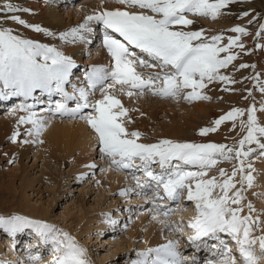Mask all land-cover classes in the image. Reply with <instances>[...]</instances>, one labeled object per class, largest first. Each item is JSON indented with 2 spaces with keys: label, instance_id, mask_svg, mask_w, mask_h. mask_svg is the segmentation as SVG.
I'll return each mask as SVG.
<instances>
[{
  "label": "snow or ice",
  "instance_id": "snow-or-ice-1",
  "mask_svg": "<svg viewBox=\"0 0 264 264\" xmlns=\"http://www.w3.org/2000/svg\"><path fill=\"white\" fill-rule=\"evenodd\" d=\"M120 4L140 11L127 10L103 11L95 16L87 17L88 21L101 22L105 28L104 46L112 57V66L109 69L93 68L87 76L89 87L93 90L100 86L102 98L90 102L89 91L86 88H74L70 95L65 90L72 70L75 67L72 57L58 51L55 47L37 43L14 33L10 27L0 26V98L22 96L25 99L32 97L40 90L49 95H60L61 101L53 102L46 111L60 114L82 113L83 109L92 111L81 115L97 134L100 150L118 168H131L138 159L146 175L156 183L157 193L162 187L166 197L178 200L187 193V200L194 202L196 216L189 226L196 235L190 237L195 242L202 237L212 236L220 239L219 234L230 236L238 246L241 257L240 264H259L264 258V235L253 236V231L259 226L258 218L253 217L254 206L247 205L248 215H241L244 211L243 191L253 185L254 176L245 170V158L251 149L245 150L246 145L258 144L264 149V126L257 120L255 105L244 110L235 108L214 121V126L203 128L200 135L204 136L215 132L226 121L236 120L247 115V119L240 120V126L246 130V135L239 140L238 146L224 144H196L178 143L171 140H161L155 144L138 143L139 132H129L125 127L124 118L128 117V109L112 90L120 86V91L129 97L143 95L145 92L163 98H174L187 94L189 101L207 100L208 96L201 91L214 80L231 81V78L222 75L220 70L226 68L237 57L232 53L233 46L243 48L239 37L230 38L224 45L223 37L204 36L203 31H186L185 27L193 23L187 19L185 13H192L203 17L216 19L221 10L234 0H118ZM30 9L20 8L12 0H3L0 3V14H8L10 20L20 26L31 28L36 32H45L46 29L31 25L19 13L30 12ZM151 14H148V13ZM245 15H248L245 13ZM175 26H181L176 30ZM264 32V25L261 26ZM110 30V31H109ZM87 23L73 28L70 32L61 35L67 40L86 41L83 32H91ZM232 31L247 35V30L236 27ZM138 49L139 53L134 51ZM221 53H225L223 57ZM158 67L161 71L147 77L138 72L137 68ZM241 68L248 65H241ZM258 80V78H256ZM259 91L264 93V84L258 82ZM4 89L8 91L5 92ZM77 101L75 108H69L66 101ZM24 110H31L30 105H21ZM260 111L264 112V108ZM20 123L31 124L28 135L35 133L39 136L45 127V120L37 117L35 112L21 117ZM17 133L12 137L15 141ZM238 161L229 174L220 169L217 176L208 177L209 171L219 161ZM175 162V163H173ZM157 163L163 169L162 174H154L150 165ZM186 166H193L199 171L185 170ZM251 168V165H247ZM242 174L241 188H237V176ZM140 184V181H137ZM143 188L145 185L140 184ZM150 187V185H149ZM126 195V193H121ZM167 215V213H162ZM157 219V216H153ZM115 223V221H112ZM0 228L15 235L25 228H32L46 243L51 242L58 253L54 264H90L87 252L69 233L48 223L31 220L24 216H0ZM223 244L224 242L221 241ZM258 244L261 255L255 253ZM178 243L169 241L147 253L148 257L155 253L151 264H181L180 254L177 251ZM227 255L222 264H238L232 256L231 249L224 245ZM39 260V257L36 258ZM136 264H149L147 259L139 260ZM211 264V262H210Z\"/></svg>",
  "mask_w": 264,
  "mask_h": 264
},
{
  "label": "rangeland",
  "instance_id": "rangeland-1",
  "mask_svg": "<svg viewBox=\"0 0 264 264\" xmlns=\"http://www.w3.org/2000/svg\"><path fill=\"white\" fill-rule=\"evenodd\" d=\"M2 2L3 0H0V3ZM12 2L20 8L31 10L30 12L19 13V15L28 21L29 24L40 26L41 28L52 33L50 26L46 25L45 19L41 14L42 9L44 10L43 6L45 7V3L41 2V0H12ZM97 2H106L114 8L116 5H118L120 10H127L130 12L140 11L138 8H132L120 4L118 0H73L71 5L67 3L65 4L66 7L63 9L62 7H59V9H61L60 13H62L63 17L68 13V11H73L71 17L66 18L67 23L69 24V22L74 23L79 20L80 7L83 5L96 6L95 4ZM245 13L248 15H245ZM148 14L151 13L149 12ZM7 15L8 14H0V26L12 28L15 34H18L23 38L31 39L37 43L46 44L49 47L56 48L57 42L54 41L53 33L52 35H47L45 32H36L31 28L20 26L10 20H7ZM185 16L187 19L193 21L191 25L184 28L186 31H203L204 36L209 39L212 36L220 35L223 37L221 43L224 45L229 42L230 38H240L239 42L243 44L244 47L240 48L238 46H233L232 53H234L237 58L226 68L220 70L222 75L230 77L231 81L234 82L220 80L206 82L207 86L202 89V91L205 92L201 94L208 96L209 99L207 100L201 99L189 101L183 94L178 97L179 99H176V97H174L175 99L163 98L152 95L148 92H145L143 95H133L132 97L125 95V98L130 100V102L127 103L124 101V98L120 100L124 107L128 109V117L124 118L125 121H130L125 123L127 130L129 132L141 133V136L137 141L138 143L155 144L165 139L180 143L179 141L182 140V138L174 137L175 139H172L173 137L168 136L167 132L170 131L171 125L175 119L182 115L185 118H188V115L186 114L187 112L184 109V104H187L188 106H192L195 102H197V105L200 103H204L206 105L212 104L215 105L219 110L224 109L221 112H224L228 109L231 111L233 104L230 105L228 103L229 100L226 98L229 95H238L242 97L243 102L245 101L243 104L244 110H247L251 106L255 105L257 108L258 123L260 126H264L262 116L260 115V109L264 105V93H261L259 91V87L257 86L258 82L264 84V32H262L261 29V26L264 25V0H234L233 3L221 10V14L216 19H212L210 16L203 17L199 15H193L192 13H185ZM88 22L90 23V21ZM175 27L176 30H178L181 26ZM236 27L245 28L249 34L242 35L232 31ZM103 28L104 25L99 23V30H102ZM96 31H91V38L94 37V39L98 40L105 34V29H103L102 31H99V34H97L96 37L94 36ZM98 44L99 41L95 42L93 40L89 41L88 45L89 47L92 46V48H95V46ZM98 48L100 49L97 53V58H99L100 55V57L111 59L110 54L108 53L104 44L102 47ZM90 49L91 47L89 50ZM134 51L139 53V50L134 49ZM92 53L94 52L92 51ZM224 55L226 54L221 53L222 57ZM241 65H248V67L241 68ZM83 67L87 68V70L83 71ZM92 69L93 68H91V71ZM89 70V66L86 67L77 64V68L74 70V73L76 74L71 75L69 77V82L65 85V87H67L65 90L70 95H78V93H74V88L88 89L89 98L91 100H93V98L98 99L102 95V92L99 90V85H97V89L95 90L89 87L87 82V76L91 72ZM137 71L143 73L144 76H148L150 74L160 72L161 70L158 67H138ZM256 78H258V80ZM124 91L127 92L128 89L125 88ZM187 91L190 90H185L184 93H187ZM40 92V90H37L34 94L36 98L32 96L30 99H28L27 105L32 106V108L30 111L23 109V112L26 114V116L30 115V112H35L37 117H49L53 120L62 121L73 120L76 121L75 123H78L79 121H86L85 119L81 118V115H85L84 113L86 111H92L89 108L83 109L82 113L62 115L60 113L49 112L43 109L40 110L41 108L48 109L51 107L48 102L44 103V101L55 102L62 100V97H60V95L56 96V94L51 97L46 95L45 98L43 97V94L37 98ZM17 98L18 96H12V99H10L11 102L8 103L3 102L2 98H0V106H4L0 108V120L2 117L5 118L6 115L9 116L11 114V109L13 106V108H16V110L18 109L21 104H17L19 101ZM146 98L148 99L146 100ZM131 100L133 101L131 102ZM149 101L155 102L149 103ZM76 103L77 101L72 100L68 101L67 105L71 109L75 108L73 106L76 105ZM228 104L231 107H228ZM148 107L152 111L156 110L155 113H152L150 109L148 110ZM13 119H16V121L18 120V123L16 122L17 129L15 132L16 134H20L16 137L17 139H15V141L12 140V137L14 136L12 133H14V131L5 133V136H1L3 134H0V216H4L6 218L17 215L24 216L31 220L48 223L64 232L69 233L75 238L79 245L86 249L87 258L90 264H135L137 261L143 259H147L149 264H151V261L155 259V253H152L148 257H143L140 254L147 253L150 250V246L148 245V242L150 241H146L145 230H147V227H151L149 229H152L153 226H156L154 229L157 232H154V234L156 236L158 235V238H163V240L167 242L172 241L173 243H178L177 251L180 254L181 264H210V262L211 264H222L225 254H221L219 258L213 257L210 259V255H212V253L210 254V251H207V248H203L205 250L198 252L200 247L195 249L194 242L188 239L186 237L187 234H185L183 231V228H188L190 221H192V219H194L193 217H195L194 215H189L191 217L185 216L186 211H184V208L188 207L187 209H191L192 205L194 204V202L187 200V193L185 192L183 195H181L178 200L167 198L162 187L159 189V193H157L156 183L151 181V179L146 175L144 169L141 167L142 162L140 160L137 159L134 166L131 168H118L109 158L104 156L100 150L99 142L97 141L94 147L96 153H94L92 159L95 158L94 162L96 159H101L100 163H98L99 165H97V167H93L95 170H92L93 165H87L84 168H78L82 165V163L85 165L89 164L90 159L85 152L81 154V156H85L84 159H80L81 156L78 155L80 150L74 144L72 138L69 135L59 132H52L51 136L44 138L42 132L39 136H36L35 133L28 136V130L32 127V125L20 123V118H18V115L13 117ZM246 119L247 117L243 120ZM240 120L241 119H237L235 124H233L232 121H226L218 128L217 131L202 136L203 139L200 142L191 141L188 143H215L224 144L227 146H238L239 141H237L236 144H231L230 141H222L221 137L225 135L227 130L235 127L241 128ZM199 121L201 120L199 119ZM197 122L193 121V123H195L194 125H196ZM202 122H205V124L201 125L200 129L214 126V120L211 118L205 121L203 120ZM62 124H64V122H62ZM233 125H235V127H233ZM197 127H199L198 124ZM87 128L90 132H94L89 124L87 125ZM214 134H219L217 140L210 138V135ZM243 134V137L247 134L245 129H243ZM31 137L35 138L36 143H40L36 146L42 148L40 151V156L37 159L34 152H31L29 157L27 156L23 159L26 167L24 174H27V179L24 185L25 189H23L24 191L20 193V195H23L22 198L14 196L13 194H8L6 189L7 187L20 186L21 184V180L16 177V175H20V163L18 162L19 157L15 156V154L21 151L22 145H20V142H27V140L29 142ZM63 137L68 138L69 142L64 140ZM61 145H64L66 149H71L73 151L70 156V160H65L63 164L54 158L57 155L50 152L49 149L51 146L60 147ZM249 148L251 149V153L247 158H245V166L248 164L254 166L255 164H252L251 162H256L259 160L258 157L261 152L254 153L255 151L259 150L258 144L253 143L252 145L245 146V149L248 150ZM236 162L238 161L234 160L229 162L221 160L214 168L220 171V169H224L226 165H234ZM150 167L154 174H162L163 172V169H161L157 163H152ZM100 170L101 172H105L106 175L107 173L116 174L119 172L121 176H125V179L123 177V180L118 182L116 176H114V179L111 180L112 184L111 182L109 183L108 180H105L106 186L105 188H101V182L96 184L95 180L97 179L95 178V174L97 176L100 175ZM185 170L197 171L198 168L186 166ZM231 172L228 173L230 174ZM100 177L102 178L103 176H99L98 179H100ZM32 178H39V180L36 182L33 181L35 182L34 184L32 181L30 184H28L27 182L32 180ZM236 179L238 181V178ZM138 180L140 181V184L145 185V187L142 188L140 184L137 183ZM114 182H116V184H114ZM237 183H239V181ZM110 184L112 186H110ZM237 187L241 188V184L237 185ZM112 188L113 190H111ZM18 192L19 191H17V194ZM121 193H126V195ZM112 196L115 197V200L111 199ZM243 196L246 199L251 196L253 200H255L253 201L255 204L252 205L260 212L258 213H264V190L262 192L261 190L256 191L252 185L249 188H245L243 191ZM19 198H22L23 200L21 201ZM20 201L23 203V206L17 207L16 204L11 205ZM249 203L251 202L248 201V204ZM26 205H29L30 207L33 205L37 207H45L49 209V212L46 215H42V217H39L37 214H35V216H31L30 213H34H32L29 208H25ZM165 212L167 215L162 214ZM175 213H177V216ZM72 215H83V220L81 222L79 221V223L77 219L73 217L72 219L70 217ZM139 215H141L140 217L143 218L146 217L148 222L143 223V219H140ZM154 215L159 217L158 220L153 219ZM61 216L64 217L62 218ZM103 216L104 222L102 225H99L95 218ZM91 219H94L93 224L95 226L93 225L92 228L85 230V225L91 222L89 221ZM112 221H115V223H112ZM112 224L115 227L114 229H116L115 231H113L114 229L111 227ZM260 227L261 226L255 228L258 233L256 235L261 234V231L258 230ZM162 230L163 233L161 234L160 231ZM0 231L1 233H4L6 237H9V234L6 231H3L2 228H0ZM111 231L113 233H111ZM35 233V230L32 228H26L19 232V234H17V238L19 239L15 241L13 240L16 246L12 243V240H10L11 243L8 240V245L5 244L6 251L10 245L12 247V249L9 251L10 254L13 251L15 255L19 256V251H22L21 255L17 259L12 258L13 255H9V262H5V259L1 258L0 255V261L7 264H54L58 255V253L55 252V246L51 242L46 243L44 240L38 239L37 236H35ZM21 236L25 238L24 241L26 240L29 242V246L27 245V242L24 243L23 240H21L22 243H18ZM106 238L107 242H105ZM111 238H114L113 241L115 238L117 239L116 241L123 240L124 245L119 247L116 245V242L111 243ZM228 244L231 243H227V246ZM233 245H236L235 241H233ZM220 251L222 252V248ZM53 252L54 256L51 257ZM195 252L198 255H196ZM207 252L210 254L209 256L206 254ZM230 254L232 255V253ZM256 255L260 256V251L259 253L256 252ZM37 257H39V260L36 259ZM234 257H236V255H234ZM259 264L264 263L259 261Z\"/></svg>",
  "mask_w": 264,
  "mask_h": 264
},
{
  "label": "bare ground",
  "instance_id": "bare-ground-1",
  "mask_svg": "<svg viewBox=\"0 0 264 264\" xmlns=\"http://www.w3.org/2000/svg\"><path fill=\"white\" fill-rule=\"evenodd\" d=\"M72 1L73 0H41V2L45 3V7L43 6L44 10L41 8L42 9L41 14H42L43 18L45 19L46 25L50 26L51 31L54 34V41L57 42L56 43V49L58 51L64 53V54H68V56L72 57V59L74 60V63H75V67L73 68L74 70L77 68V64H80V65L86 66V67L89 66L90 67L89 71H91V68L109 69L112 66L111 63H113L111 56H110L111 59L100 57V55H99V58H97V53H98V51L100 49L98 47H102V45L104 44V39H103L104 36H101L100 39L96 40V39H94V37L91 38V35H90L91 32H83L82 34L86 36V41H81L79 39L73 40V38L71 36H69L67 40H63V39H61V35L64 34V33L70 32L73 28H78L80 25L87 23L88 27L91 28L92 31H96L97 30L95 32V34H94V36L97 37V34H99V31H102L105 28H103L102 30H99V23H101V22H98L96 20H91L90 23H89L88 20H87V17L94 16V15L99 14L100 12H103V11H106V10L111 11V10H116V9H120V8H118V5H116L115 8H114V7H112L110 4H108L106 2H97L95 4L96 6L83 5L82 7L79 8V11H80L79 12L80 13L79 20L77 22H74V23L69 22V24H68L66 18L71 17V15L73 14V11H68V13L64 16L65 17V19H64V17L62 16V13H60L61 9H59V7L60 8L62 7V9H63L64 7H66L65 4L69 3V5H71ZM89 36H90V39H89ZM93 40L95 42L99 41V44L96 45L95 48L94 47L92 48V46H90L91 47V49H90L91 51H90L89 50L90 47H89L88 44H89V41H93ZM136 50H138V49H136ZM92 51L94 53H96V54L92 53ZM74 70H72V75L76 74V73H74ZM82 70L86 71L87 68L83 67ZM145 77H147V75ZM0 87H2V85H0ZM66 88L67 87H65V89ZM4 90H5V92L8 91L7 89H4ZM112 91H113V94L117 96V98H119L121 100L124 98V101H126L127 103L130 102V100H127L125 98V95H127L126 92L125 91L124 92L120 91V86L119 85H117L116 89L112 90ZM200 91H201V93L205 92V91H202V90H200ZM34 94H33V96H34V98H36V96ZM186 94L187 93H184L183 95L186 96ZM41 95H43V97L45 98L46 95L51 97L54 94L53 95H49L48 93L41 91L40 94L37 96V98L40 97ZM56 96H59V95H56ZM178 97L179 96H177L176 99H179ZM30 98L31 97L25 99L22 96H20V97L18 96L17 99L19 101L17 102V104L27 105V101ZM101 98H102V95L98 99L93 98V100H91L89 98V100H90V102H95L96 100H99ZM226 98L229 100L228 103L230 105L233 104L232 110L235 109V108L243 109V104L245 103V101L243 102L242 97H240L238 95H229ZM10 99H12V96L9 94L7 98H2V101L8 103V102H11ZM147 99L148 98H146V100ZM61 101L64 102L63 100H61ZM132 101L133 100H131V102ZM47 102L49 103V105L52 106L53 102L44 101V103H47ZM152 102L154 103L155 101H152ZM152 102L149 101V103H152ZM66 103H68V101H66ZM196 103L197 102L193 103L192 106H188L187 104H184V109L187 112L186 114L188 115V118H185L182 115L179 118L175 119L173 121L172 125H171L170 131L167 132L168 136L173 137L172 139H175L174 137L182 138V140L179 141L180 143H188V142H191V141L200 142L203 139L202 135H200V131H201L200 126L205 124V122H202V121L203 120L205 121V120H207L209 118H211V119H213L215 121L219 117H221V116H223V115H225L226 113L229 112V109L225 110L224 112H221L224 109H220L219 110V109H217V107L215 105H212V104L206 105L204 103H200V104L197 105ZM263 103H264V100H263ZM229 104H228V107H231V106H229ZM0 105H1V103H0ZM21 105L18 107L17 110H16V108H13L14 107L13 106L12 109H11V114L9 116L6 115L5 118L2 117V119L0 120V134H3L1 136H5V133L11 132V131H14V133H12V134H14V135L16 134L15 130L17 129L18 120L16 121V119H13V117H16L17 115H18V118L26 116V114L23 112V109L21 108ZM75 106L76 105H74L73 107H75ZM2 107H4V106H0V108H2ZM262 108H264V105H263ZM42 109L46 110V108H41L40 110H42ZM149 109L150 108L148 107V110ZM155 111L151 110L152 113H155ZM88 113H90V111H86L84 114L86 115ZM260 113H261L260 115L262 116V121L264 123V112L260 111ZM246 117H247V115H245L244 117L239 118V119H245ZM44 119H45V127H44V130H43L44 138H48L47 136H51L52 132H59V133L65 134V135H69L72 138L74 144L80 150L78 155L81 156V154L83 152H85V153H87L88 158L90 159V163L89 164L85 165L84 163H82V165L80 167H78V168H84L87 165L88 166L93 165L92 166V170H95L93 167H97V165H99L98 163H100V160H101V159H96V161L94 162L95 158L92 159V156L94 155V153H96V150L94 149V147H95V143L98 141V138H97V134L95 132H90L88 130V128H87L88 122L83 120V121H79L78 123H75L76 121H73V120H71V121H69V120H65V121L64 120L63 121L62 120H53V119H51L49 117L48 118H44ZM199 119L201 121H199ZM197 120H198V122H197ZM60 121L64 122V124H62V122H60ZM193 121L197 122L196 125H194L195 123H193ZM197 124L199 125V127H197ZM236 126H237V124H236ZM233 127H235V125H233ZM23 135H26V134H23ZM243 135H244L243 134V129L235 127V128L230 129V130H227L225 132V135L221 137V140L222 141H230L231 144H236V142L239 141L240 138L242 139ZM218 137H219V134L218 135L217 134L210 135V138L211 139L213 138L214 140H217ZM63 138H64V140L69 142L68 138H65V137H63ZM18 140H20V139H18ZM261 140H262V142H264V138H262ZM39 144L40 143H36L35 142V138L34 137H31V139H29V142H28V140H27V142H25V141L24 142H22V141L20 142V145H22L21 151H19L17 154H15V156L19 157L18 158V162L20 163V175H16V177H18V179L21 180L20 181L21 184H20V186L7 187L6 192H8V194H13L14 196H18V197H22L23 196V195H20V193H22L24 191L23 189H25L24 185H25L26 179H27L26 178L27 174H24L25 173L24 171H25L26 167H25V163H24L23 159L26 158L27 156L29 157L31 152H34L35 157L37 159L40 156V153H41L40 151H41V148H42V147L36 146V145H39ZM49 149H50V152H52L53 154L57 155L54 158L56 160H58V162H60L62 164L65 162V160H70V158H71L70 156L73 153V151L71 149L70 150L66 149L64 145H61L60 147L51 146ZM245 150H247V149H245ZM257 152L258 153L261 152L259 157H258L259 160H257L256 162H251L252 164H255L254 166H251V168H248L247 166H245V170L247 172H250L254 176L255 180H254V183H253V187L256 189V191L257 190L258 191L261 190V192H262L264 190V149H261L259 147V150L255 151L254 153H257ZM84 157L81 156L80 159H84ZM260 159H262V160H260ZM247 163H249V162H247ZM71 165H73V164H71ZM236 166H238V162H236L234 165L233 164L226 165V167H224V170H226L228 172H231L232 169L234 167H236ZM197 171H199V169ZM84 172H86V171H84ZM50 174H53V173H50ZM79 174H81V173H79ZM99 176H103V177L102 178L100 177V179H98ZM114 176H116V179H117L118 182L122 181L123 177L125 179V176H123V175L121 176L119 174V172L116 173V174L107 173V175H106L105 172H103V171L101 172V170H100V175L97 176L95 174V178H97V179H95L96 180V184H99V182H101V186H102L101 188H105V186H106V181L105 180H108V182L109 183L111 182V184H112L111 180L114 179L113 178ZM212 176H217V178H219V171L217 169H215L214 167L208 173V177H212ZM241 177H242V174H238V176H237L238 181L241 180ZM37 180H39V178L38 179L37 178H32V180H30L27 183L30 184L31 181L32 182L33 181L36 182ZM35 182H33V184ZM108 182H107V184H108ZM111 184H110V186H112ZM114 184H116V182H114ZM240 184H241L240 182L237 183V185H240ZM111 190H113V188ZM17 191H19L18 194H17ZM15 194H17V195H15ZM22 198H19V200L22 201L23 200ZM24 199H25V197H24ZM111 199L115 200V197L112 196ZM21 201L20 202H16V203L11 204V205H15L16 204L17 207L23 206V203H21ZM248 201H250L251 204H255V203H253V201H255V200H253V198L251 196H249L248 199L245 198L243 200L244 211H243V213H241V215H248V213H249V210H248V207H247ZM194 206L195 205L193 204L191 209H187L188 207L184 206L185 207L184 211H186L185 212V216H188V217H191L189 215L196 216L197 213H196V209H195ZM25 208H29L31 210V212L34 213V214L30 213L31 216H35V214H37L39 217H42V215H44V214L46 215L49 212L48 208L37 207L35 205H33L31 207L29 205H26ZM193 210H194V212H193ZM256 210H257V208L252 213V215H253V217H255L257 215L255 218H258V220H259V226H261V227L258 230L261 231V234L256 235L258 233H257V230L254 229L253 236L259 237L262 234L264 235V213L263 214H259L260 212L258 210L257 211ZM84 212H82V213H84ZM175 214L177 216V213H175ZM178 215H183V214H178ZM82 216L83 215H79V216H77V215L73 216L72 215L70 217L71 218L73 217V218L77 219L78 222L79 221L81 222L83 220ZM99 216H101V215H99ZM140 216L141 215H139V218L143 219V223H147L148 222L146 217L143 218V217H140ZM61 217L63 218L64 216H61ZM158 218L159 217L157 216V220H158ZM95 219H96V222H98L99 225H102L103 222H104V216L103 217H97ZM144 219H146V220H144ZM93 220L94 219L89 220V221H91L89 223L86 222L87 225H85L86 226L85 230H87L89 228H92V226L94 225L93 224L94 223ZM140 222H142V221H140ZM143 225H141V226H143ZM98 227H95V228H98ZM111 227H112V229L115 228L113 224L111 225ZM154 227H156V226H153L152 229H149L151 227H149V228L147 227V230H145L146 231L145 238H146V241H148V240L150 241V242H148V245L150 246V249H156L158 247H161L162 245L168 244V242L163 240V238H160V237L158 238L157 237L158 235L156 236L154 234V232H157V231H155ZM2 229H3V231H6L4 228H2ZM115 230L116 229H114L113 231H115ZM183 231L185 232V234H187L186 237L188 239H190V237H193V236L196 235L195 230H193L190 226L188 228L187 227L183 228ZM7 233L9 234V237H6L4 235V233H1V231H0V255H1V258L5 259V262H9V257H8L9 255L10 256L13 255L12 258H14V259L16 258L17 259L18 257H20L21 252H22V251H19V256L15 255V253L13 251L10 254L9 251L12 249V247L10 245L8 246V250L6 251V245H8L7 244L8 240L9 241L12 240V243L16 246L14 241L19 239V238H17V234H19V232L16 233L15 235H12L9 232H7ZM111 233H113V232L111 231ZM160 233L162 234L163 230L160 231ZM163 235H162V237H163ZM35 236H37L38 239H42L40 236L37 235V233H35ZM219 236H220V239L213 238L212 236L202 237V241L201 240H196L194 242V247H195V249H198L200 247L199 248L200 250H205L203 248H207V251H210L209 252L210 254L212 253V255H210L208 252L206 253L208 256L209 255L211 256L210 259H212L213 257L219 258L221 254H225V257L222 260V262H223L225 260V258H226V255H227V252H226V249H225L224 245L227 246V243H231V244H228L227 249H231L232 250L231 251L232 255L233 254L236 255V259L238 261V264H240L241 257H240L239 251H238V246L233 245V241L234 240L230 236L225 235L224 233L219 234ZM227 237H228V239H227ZM24 239L25 238H23V236H21L20 237V241L18 243H22L21 240L24 241ZM113 239L114 238H111V243L116 242V245L119 246V247H122L124 245L123 240L122 241L121 240L116 241L117 239L115 238V240L113 241ZM221 241H223L224 243L222 244ZM26 242L27 241L25 240L24 243H26ZM105 242H107V238H106ZM10 243H11V241H10ZM203 243H204V246H202ZM27 245L29 246V242H27ZM219 248L220 249L222 248V252L220 251ZM259 251H260L259 250V246L257 244L256 248H255V253L256 252L259 253ZM198 252H199V250H198ZM196 255H198V254L196 253ZM53 256H54V252H53L51 257H53ZM258 257H259V255H258ZM1 258H0V260H1ZM259 261L261 263H264V258L260 259ZM0 264H7V263H2L0 261Z\"/></svg>",
  "mask_w": 264,
  "mask_h": 264
}]
</instances>
